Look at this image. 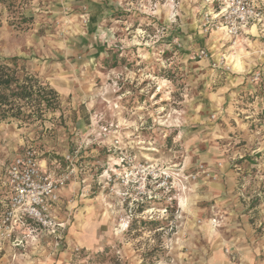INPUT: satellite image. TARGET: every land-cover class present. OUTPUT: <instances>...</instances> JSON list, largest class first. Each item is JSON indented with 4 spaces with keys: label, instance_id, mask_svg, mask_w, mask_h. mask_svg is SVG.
Masks as SVG:
<instances>
[{
    "label": "rangeland",
    "instance_id": "374dc122",
    "mask_svg": "<svg viewBox=\"0 0 264 264\" xmlns=\"http://www.w3.org/2000/svg\"><path fill=\"white\" fill-rule=\"evenodd\" d=\"M254 1L264 11V0ZM213 7L208 0L0 4V56L24 59L62 101L44 122L0 121V174L28 147L64 170L79 151L75 165L86 171L95 205L72 239V220L61 221L59 245L44 232L0 238V264H178L172 249L184 210L209 212L214 229L223 223L198 182L226 184L253 221L264 216V59L243 81L229 62L240 38L217 54L200 46L194 36L213 33L204 26ZM131 172L134 186L126 187ZM256 226L264 233V219Z\"/></svg>",
    "mask_w": 264,
    "mask_h": 264
},
{
    "label": "crops",
    "instance_id": "0c3cea01",
    "mask_svg": "<svg viewBox=\"0 0 264 264\" xmlns=\"http://www.w3.org/2000/svg\"><path fill=\"white\" fill-rule=\"evenodd\" d=\"M256 4L261 6L259 2ZM194 38L200 46L215 54L226 48L231 39L223 32H213L210 36L196 33ZM262 39L264 40V33L258 25L251 26L241 35V46L229 57L232 73L237 78L245 81V75L264 59ZM191 49L196 48L192 45ZM202 63L205 65L206 61ZM63 79H59L61 90L65 88ZM66 84L69 85L68 82ZM204 111L206 112L207 109ZM39 161L45 172L55 176L64 170L62 162L58 159L40 157ZM6 169L0 174V206L5 209L10 200ZM86 176V171L81 166L77 178L60 191L59 202L52 209L53 215L59 221L72 220L69 224V233L73 235L71 239L80 233L81 229H84L86 221L93 216L95 211L93 208L95 205L92 204L89 196L93 193L91 182H88ZM225 185L222 182H198L196 184L195 189L204 191L201 196L203 200H214L218 203V214L223 219V223L214 229L208 221L213 217L209 212H200L191 208L184 210L187 223L174 239L172 249L178 264H264V233L258 231L256 226L257 220L264 219V216L257 217L253 221L251 215L239 206L236 198L229 194V186ZM188 203L186 205L183 200L181 204L186 207ZM201 218H205V221L199 224ZM24 233L22 229L16 232L18 236ZM43 238L41 236L40 239ZM36 246L38 244L34 247Z\"/></svg>",
    "mask_w": 264,
    "mask_h": 264
},
{
    "label": "built area",
    "instance_id": "2783aa9c",
    "mask_svg": "<svg viewBox=\"0 0 264 264\" xmlns=\"http://www.w3.org/2000/svg\"><path fill=\"white\" fill-rule=\"evenodd\" d=\"M213 9L204 16L207 32H223L232 40H238L243 32L251 26L258 25L264 33V11L252 0H208ZM207 58L205 51L199 58ZM76 156L68 155L69 167L55 176L45 172L40 165L39 153L28 147L18 155L7 167V186L10 193L9 204L0 216V238L11 240L20 229H25L26 237L35 238L40 233H47L56 238L57 245L66 224L59 221L52 212L53 206L59 202L60 191L76 177L78 169ZM123 182L126 187L134 186L131 177ZM145 181V179H144ZM17 245L24 241L16 240Z\"/></svg>",
    "mask_w": 264,
    "mask_h": 264
},
{
    "label": "trees",
    "instance_id": "16d2710c",
    "mask_svg": "<svg viewBox=\"0 0 264 264\" xmlns=\"http://www.w3.org/2000/svg\"><path fill=\"white\" fill-rule=\"evenodd\" d=\"M7 1L0 0V4ZM61 104L59 93L32 74L24 59L0 56L1 122L9 120L21 123L44 122L48 114L61 110Z\"/></svg>",
    "mask_w": 264,
    "mask_h": 264
},
{
    "label": "bare ground",
    "instance_id": "6f19581e",
    "mask_svg": "<svg viewBox=\"0 0 264 264\" xmlns=\"http://www.w3.org/2000/svg\"><path fill=\"white\" fill-rule=\"evenodd\" d=\"M218 33V32H217ZM184 203V202H183Z\"/></svg>",
    "mask_w": 264,
    "mask_h": 264
}]
</instances>
